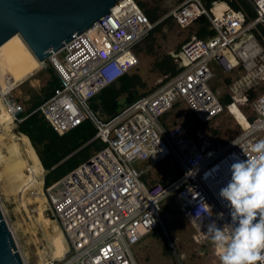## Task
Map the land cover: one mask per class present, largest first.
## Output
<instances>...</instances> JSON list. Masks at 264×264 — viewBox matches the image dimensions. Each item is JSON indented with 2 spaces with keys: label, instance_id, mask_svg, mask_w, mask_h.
Masks as SVG:
<instances>
[{
  "label": "built area",
  "instance_id": "2783aa9c",
  "mask_svg": "<svg viewBox=\"0 0 264 264\" xmlns=\"http://www.w3.org/2000/svg\"><path fill=\"white\" fill-rule=\"evenodd\" d=\"M246 1L255 13L248 23L241 11L224 2H213L210 9L201 0H184L176 6L165 19L171 17L184 30L205 17L214 34L207 40L195 34L189 37L171 54L179 73L164 76L162 81L167 80L159 89L138 97L108 120L93 112L89 101L138 65L135 47L157 23L148 20L137 0H127L52 54L49 64L60 86L34 112L60 136L88 120L96 130L90 142L104 145L56 182L43 185L66 244L62 258L56 259L59 263L136 264L132 248L161 225V204L171 196L192 225L196 243L210 239L208 223L231 224L218 192L231 179L232 157L244 160L256 155L252 146L264 140V88L252 103L251 120L240 110L248 102L249 91L264 87V38L261 42L254 33L258 26L264 27V0ZM113 64L122 74L109 82L104 72ZM212 65L225 76L240 73L228 86V105L208 86ZM6 100L12 104L11 122L21 123L27 117H20L22 106ZM177 103L201 124L212 122L225 110L234 117L232 109L240 111L247 124L239 125L240 134L227 146L213 149L206 142L200 145L180 126L161 121ZM169 159L178 162L181 174L167 184L147 183L143 172L133 167L135 162L154 166ZM205 173H210L207 181ZM201 200L211 211L190 220Z\"/></svg>",
  "mask_w": 264,
  "mask_h": 264
},
{
  "label": "rangeland",
  "instance_id": "374dc122",
  "mask_svg": "<svg viewBox=\"0 0 264 264\" xmlns=\"http://www.w3.org/2000/svg\"><path fill=\"white\" fill-rule=\"evenodd\" d=\"M137 1L145 3L147 9L155 10L157 15L156 26L160 27L156 31L154 27L135 47L134 53L138 57V65L128 73V75L139 77L141 84L136 85V91L138 94H144L159 89L164 83L162 81L164 76L155 70L154 62L164 55L171 56L173 52L177 51L195 33L196 25L183 30L170 17L164 18L184 0ZM163 18L164 20L161 21ZM49 67L52 68L49 63L40 66L27 79L17 84L6 95L5 99L14 100L22 106L24 112L30 109L35 99L41 100L44 97L46 89L53 79V74L48 71ZM211 71L213 77L208 82V86L218 95L219 99H222L224 95L230 94L228 88L230 84H227L225 80L229 78L232 82L238 78L240 73L234 72L225 76L221 71L212 67ZM114 84L118 85V82ZM263 88L259 87L253 91L255 97L248 100L240 108L248 120L253 117L252 103ZM124 97L125 95H122L119 99L122 100ZM180 105L179 103L175 104L164 116V121L167 125L180 126L200 145L206 142L213 149L222 148L227 146L241 132L234 117L226 110L212 122L201 124L184 105ZM98 114L102 119H105L102 114ZM16 127L17 123L12 122L8 125L7 130L0 135V202L7 219L10 221L12 232L17 234L26 264H40L38 252L42 253V261L45 258L52 264H61L58 260L55 262L53 260L54 247L52 241L56 235L61 233L54 218L51 217L48 225H45L37 220L34 213H25L24 210L16 213V205L11 204L14 201V196L10 193V184L15 185L16 183L7 172L8 165L13 161L15 163L16 158L28 161L32 151L37 157L28 138L16 133ZM10 145L15 148V155L8 151ZM133 167L143 172V180L147 183H168L178 171H181L178 162L170 159L154 166L135 162ZM44 176L46 179L49 173L45 171ZM33 209L34 205L29 207V211ZM160 219L161 225L143 236L132 248L136 264H220L210 239L201 243L194 242L192 239L193 227L181 214L174 197H168L162 202ZM64 246L66 248V244Z\"/></svg>",
  "mask_w": 264,
  "mask_h": 264
},
{
  "label": "trees",
  "instance_id": "16d2710c",
  "mask_svg": "<svg viewBox=\"0 0 264 264\" xmlns=\"http://www.w3.org/2000/svg\"><path fill=\"white\" fill-rule=\"evenodd\" d=\"M201 1L207 9L211 8L213 2H224L229 7L241 11L245 16L246 23L250 22L255 17L252 5L246 0ZM137 3L148 20L151 23H155L157 20L155 10L147 9L145 3L139 1H137ZM194 25H196L195 35L201 40H207L208 37L214 34L205 17L198 19ZM159 29L160 27L155 26V31ZM254 33L259 41L262 42V38H264V27L258 26L257 31H254ZM154 68L158 73L168 78L177 75L180 71L173 63L170 55H164L155 61ZM212 68L220 71V69L214 65H212ZM48 71L53 74V79L50 81L44 97L41 100L35 99L32 107L20 115L21 118L27 117L21 123H18L15 129L16 133L28 138L30 144L36 151V155L43 170L49 172V176L45 179L46 187L87 161L94 153L104 147V145L98 141L90 142L96 133L90 121L86 120L80 126L60 136L51 128L39 112H34L41 104L48 100L53 95L54 90L60 86L59 79L53 68L49 67ZM166 80L167 79H165V81ZM225 81L227 84H231L229 78ZM116 82H118V85L114 84ZM114 83L102 89L89 101L90 109L93 112L102 114L105 120L115 116L121 108L133 103L138 97L148 94H138L136 91V85L141 84L139 77L136 75L124 74ZM122 95H125V97L120 100L119 98ZM254 97V92L249 91L248 100H252ZM219 100L223 105H228L231 102L228 95H224L223 98ZM164 116L161 118L163 123H165ZM91 151L93 152L91 153ZM180 174L181 171H178L173 179L177 178ZM166 183L167 182H163V184Z\"/></svg>",
  "mask_w": 264,
  "mask_h": 264
},
{
  "label": "water",
  "instance_id": "95a60500",
  "mask_svg": "<svg viewBox=\"0 0 264 264\" xmlns=\"http://www.w3.org/2000/svg\"><path fill=\"white\" fill-rule=\"evenodd\" d=\"M127 0H0V46L18 35L41 64ZM0 209V264H23Z\"/></svg>",
  "mask_w": 264,
  "mask_h": 264
},
{
  "label": "clouds",
  "instance_id": "9594fccd",
  "mask_svg": "<svg viewBox=\"0 0 264 264\" xmlns=\"http://www.w3.org/2000/svg\"><path fill=\"white\" fill-rule=\"evenodd\" d=\"M121 74L116 64L104 72L109 82ZM252 151L256 155L244 160L232 157L231 179L218 192L219 199L229 209L231 224L220 227L212 221L207 225L220 264L264 262V140L253 145ZM218 170L219 166L214 169ZM209 175L205 173L203 179L207 181ZM209 211L211 207L201 200L195 216L190 215L189 219L195 221Z\"/></svg>",
  "mask_w": 264,
  "mask_h": 264
},
{
  "label": "bare ground",
  "instance_id": "6f19581e",
  "mask_svg": "<svg viewBox=\"0 0 264 264\" xmlns=\"http://www.w3.org/2000/svg\"><path fill=\"white\" fill-rule=\"evenodd\" d=\"M43 64L39 63L29 52L23 41L18 35L13 36L8 41L0 46V135L7 130L11 122L12 104L9 103L5 97L6 95L19 83L32 75ZM38 73V72H37ZM33 81V80H32ZM231 112L235 115L234 119L238 125L247 124L243 115L237 109H232ZM232 117V116H231ZM26 142V139H24ZM10 154H14L15 148L10 145L8 147ZM7 172L14 180L15 185L10 184V193L14 196V201L11 204L16 205V213L24 210L25 213H34L37 220L45 225H48L50 218H54L48 207L46 199L43 194V185L45 184V171L43 170L39 160L31 152L28 161L16 158L7 167ZM49 173V172H47ZM12 186H15L12 188ZM34 205V209L29 211V207ZM0 209L3 219L10 224L6 217L3 205L0 202ZM55 220V219H54ZM56 221V220H55ZM16 250L26 264L24 253L19 245L17 234L11 232ZM61 233L53 238L54 257L53 259L62 258L65 253L64 240ZM63 241V242H62ZM39 253L40 264L45 263L46 259L42 261L43 256ZM48 264V262H46Z\"/></svg>",
  "mask_w": 264,
  "mask_h": 264
}]
</instances>
